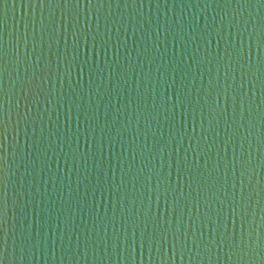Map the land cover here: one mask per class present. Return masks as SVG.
I'll use <instances>...</instances> for the list:
<instances>
[{
  "label": "water",
  "instance_id": "95a60500",
  "mask_svg": "<svg viewBox=\"0 0 264 264\" xmlns=\"http://www.w3.org/2000/svg\"><path fill=\"white\" fill-rule=\"evenodd\" d=\"M0 264H264V0H0Z\"/></svg>",
  "mask_w": 264,
  "mask_h": 264
}]
</instances>
